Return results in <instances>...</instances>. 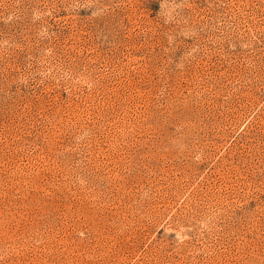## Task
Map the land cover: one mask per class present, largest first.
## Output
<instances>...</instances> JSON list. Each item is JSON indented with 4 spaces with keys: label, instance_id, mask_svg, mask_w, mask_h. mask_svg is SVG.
Listing matches in <instances>:
<instances>
[{
    "label": "rangeland",
    "instance_id": "obj_1",
    "mask_svg": "<svg viewBox=\"0 0 264 264\" xmlns=\"http://www.w3.org/2000/svg\"><path fill=\"white\" fill-rule=\"evenodd\" d=\"M0 264H264V0H0Z\"/></svg>",
    "mask_w": 264,
    "mask_h": 264
}]
</instances>
